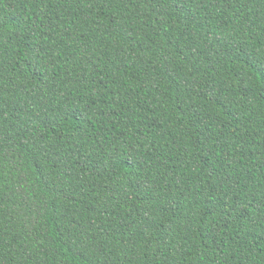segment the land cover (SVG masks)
I'll use <instances>...</instances> for the list:
<instances>
[{
    "label": "trees",
    "instance_id": "1",
    "mask_svg": "<svg viewBox=\"0 0 264 264\" xmlns=\"http://www.w3.org/2000/svg\"><path fill=\"white\" fill-rule=\"evenodd\" d=\"M0 264H264V0H0Z\"/></svg>",
    "mask_w": 264,
    "mask_h": 264
}]
</instances>
